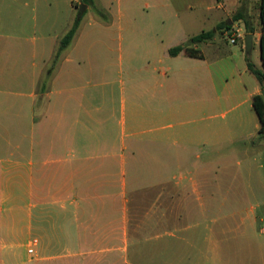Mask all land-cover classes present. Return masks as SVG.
Masks as SVG:
<instances>
[{
    "label": "crops",
    "instance_id": "obj_1",
    "mask_svg": "<svg viewBox=\"0 0 264 264\" xmlns=\"http://www.w3.org/2000/svg\"><path fill=\"white\" fill-rule=\"evenodd\" d=\"M93 1L0 0V264H264L260 13L254 57L242 0Z\"/></svg>",
    "mask_w": 264,
    "mask_h": 264
},
{
    "label": "trees",
    "instance_id": "obj_2",
    "mask_svg": "<svg viewBox=\"0 0 264 264\" xmlns=\"http://www.w3.org/2000/svg\"><path fill=\"white\" fill-rule=\"evenodd\" d=\"M249 0H242V6L241 8L235 13V15L232 17V22H237V21H243L244 26H245V31L246 34H253L255 32V27L253 24V18L252 16L249 15L248 9H247V4ZM83 4L86 6H91L94 8L97 14H99L104 20H106V16L104 13H102L100 10H98L95 5L93 0H83ZM85 14V11H82L80 8L78 10V13L74 19L73 25L71 29L65 34V36L61 39L59 48L57 50V53L55 54V57L51 63V67L47 71V77L51 74L53 69L55 68L60 54L63 50H65L72 42L80 24L83 19V16ZM108 22V20H106ZM264 22V9H263V0H260V23L261 25ZM232 26V25H231ZM226 27H230L229 25L226 24ZM217 30H221V27H219ZM216 30L214 31H209V32H204L201 33L189 40V45L190 44H196L203 42L208 39H212L215 36ZM183 50L186 51V53L189 56L192 57H199V51L192 49L190 47H185V46H178L170 50V55L171 56H176L179 53H181ZM247 64H248V69L249 71L256 77V79L259 81L261 86L264 88V70L259 69L255 66L253 61L250 58V55L247 54ZM261 59L263 61V66H264V49H263V37L261 38ZM253 107L259 116L260 122H261V129H260V138L264 141V98L262 95H257L253 99Z\"/></svg>",
    "mask_w": 264,
    "mask_h": 264
},
{
    "label": "rangeland",
    "instance_id": "obj_3",
    "mask_svg": "<svg viewBox=\"0 0 264 264\" xmlns=\"http://www.w3.org/2000/svg\"><path fill=\"white\" fill-rule=\"evenodd\" d=\"M106 2H108V0H106ZM247 9H248L249 15L252 16V18L254 19L255 16H257L260 13V0H249V2L247 4ZM98 10H100L102 13H104V15L106 16V20L109 21L108 13L104 12L101 9H98ZM97 17L100 20L106 22V20H104V18H102L99 14H97ZM260 27H261V23L259 21L258 30H260ZM234 28L242 29L243 25L237 23L234 26ZM244 29H245V26H244ZM217 39H218V43H221L222 46L225 49L233 48V47H235V45L238 44V43L237 44L230 43V41H229L230 38H229V33L228 32H226V35H222V33L219 32L217 34ZM252 46H253V44H252ZM254 47H255V51L253 52V50H252L251 54L253 56V53H254V57H256V54L258 53V46L255 45ZM261 67H262V65H261ZM46 86H47V80L45 79L41 89L44 90L46 88ZM259 213L263 214L264 213V209L260 210ZM27 242H28V237H26L25 239H22V241H21V246L22 247L18 248V250L16 251L15 256L7 257L6 264H28L29 255L27 253V248H26Z\"/></svg>",
    "mask_w": 264,
    "mask_h": 264
},
{
    "label": "built area",
    "instance_id": "obj_4",
    "mask_svg": "<svg viewBox=\"0 0 264 264\" xmlns=\"http://www.w3.org/2000/svg\"><path fill=\"white\" fill-rule=\"evenodd\" d=\"M230 43L237 44L240 40L244 41L245 35L244 32L240 28H232L228 31ZM29 252H32V250H29Z\"/></svg>",
    "mask_w": 264,
    "mask_h": 264
},
{
    "label": "water",
    "instance_id": "obj_5",
    "mask_svg": "<svg viewBox=\"0 0 264 264\" xmlns=\"http://www.w3.org/2000/svg\"><path fill=\"white\" fill-rule=\"evenodd\" d=\"M85 9V6H82V10ZM245 45H246V51L247 52H251V48H252V34H247L245 36ZM262 97L264 98V89L261 92Z\"/></svg>",
    "mask_w": 264,
    "mask_h": 264
}]
</instances>
